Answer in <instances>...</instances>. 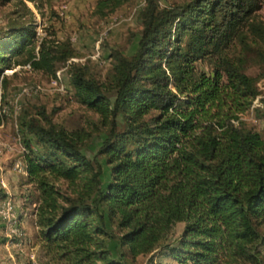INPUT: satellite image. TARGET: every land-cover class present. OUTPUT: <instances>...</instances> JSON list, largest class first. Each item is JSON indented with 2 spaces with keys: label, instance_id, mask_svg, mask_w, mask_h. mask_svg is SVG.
I'll return each instance as SVG.
<instances>
[{
  "label": "trees",
  "instance_id": "1",
  "mask_svg": "<svg viewBox=\"0 0 264 264\" xmlns=\"http://www.w3.org/2000/svg\"><path fill=\"white\" fill-rule=\"evenodd\" d=\"M129 1L97 0L96 13ZM17 4L0 31V102L12 58L54 77L68 62L76 100L107 126L89 157L82 142L91 134L63 129L44 107L17 116L49 264L151 263L157 255L176 264H264V109H255L261 130L241 119L260 96L245 67L248 52L264 66L256 15L264 0H144L134 52L112 50L102 81L71 60L69 40L36 42L34 13L25 0ZM236 44L247 56L231 50Z\"/></svg>",
  "mask_w": 264,
  "mask_h": 264
},
{
  "label": "rangeland",
  "instance_id": "2",
  "mask_svg": "<svg viewBox=\"0 0 264 264\" xmlns=\"http://www.w3.org/2000/svg\"><path fill=\"white\" fill-rule=\"evenodd\" d=\"M32 9L35 21L37 40L44 36L58 40L67 39L77 53L73 61L87 65L93 78L102 81L110 68L112 50H118L130 56L137 44L141 22L138 11L144 0H130L114 11L102 16L96 13L97 0H37L36 4L25 0ZM187 0H159L160 5L183 3ZM18 6L17 0H0V31L4 30L11 13ZM257 18L264 21V4L256 11ZM53 33V34H52ZM233 49V50H232ZM232 51L242 53L239 44ZM247 56V54H246ZM248 52V61L245 67L247 74L258 78L260 96L253 105L241 114L246 127L261 130L263 121L259 118L256 108L264 109V66L252 58ZM15 61L23 60L17 57ZM198 66L208 71L206 62ZM59 73V79L52 81ZM4 74L9 76V84L2 96V104L6 113L0 123V144L11 145L12 150L0 148V264H49L38 236V228L34 223L33 210L38 199V192L33 183H28L25 173L13 170L15 161L20 160L21 141L17 135V116L20 112L34 114L37 107H44L51 120L67 131L91 134L82 142L86 155L93 157L101 141L99 134L107 129L101 124L98 115L80 104L69 83L68 62L56 65L55 77L49 73L31 69L27 64L16 65L11 59ZM34 84L42 87V91L32 95L21 92V89ZM104 174L103 183L108 181L107 167L99 158ZM67 193L70 188L63 181L57 182ZM11 196L12 213L15 223L7 220L2 207L4 196ZM4 198V199H3ZM184 224L178 223L173 238L178 236ZM17 230V233L14 230ZM136 264H176L168 257L156 256L152 262L148 257H139Z\"/></svg>",
  "mask_w": 264,
  "mask_h": 264
},
{
  "label": "built area",
  "instance_id": "3",
  "mask_svg": "<svg viewBox=\"0 0 264 264\" xmlns=\"http://www.w3.org/2000/svg\"><path fill=\"white\" fill-rule=\"evenodd\" d=\"M71 60H75L74 58H72ZM29 66V65H28ZM59 73H57L55 79L52 81V83H56L59 79ZM42 91V87L38 84H34V85H31V86H28V87H24L21 89V92L25 93V94H28V95H32V94H35L37 92H40ZM2 95V91H0V97ZM6 113V110H5V105H3L1 102H0V123H2V120L4 118V115ZM0 148L1 150H12V147L11 145L9 144H6V143H1L0 144ZM23 152V148L21 146V153ZM13 170H16L18 172H22V173H25V168H24V162L22 160V158L20 160H17L15 161L14 165H13ZM0 184L2 187H5V184H4V181L1 179L0 180ZM2 207L4 208V213L7 220L10 221L11 223H15V217L12 213V199H11V196L8 195L7 197H5L4 201L2 202ZM15 233H17V230L15 229L14 230Z\"/></svg>",
  "mask_w": 264,
  "mask_h": 264
}]
</instances>
